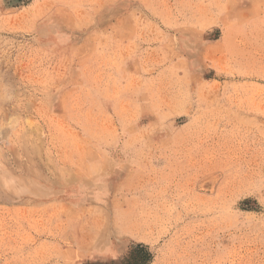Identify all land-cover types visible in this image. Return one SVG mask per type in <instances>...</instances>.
<instances>
[{
  "label": "rangeland",
  "instance_id": "obj_1",
  "mask_svg": "<svg viewBox=\"0 0 264 264\" xmlns=\"http://www.w3.org/2000/svg\"><path fill=\"white\" fill-rule=\"evenodd\" d=\"M0 264H264V0H0Z\"/></svg>",
  "mask_w": 264,
  "mask_h": 264
},
{
  "label": "bare ground",
  "instance_id": "obj_2",
  "mask_svg": "<svg viewBox=\"0 0 264 264\" xmlns=\"http://www.w3.org/2000/svg\"><path fill=\"white\" fill-rule=\"evenodd\" d=\"M142 225V224H141Z\"/></svg>",
  "mask_w": 264,
  "mask_h": 264
}]
</instances>
